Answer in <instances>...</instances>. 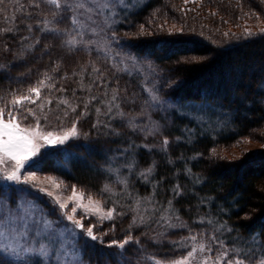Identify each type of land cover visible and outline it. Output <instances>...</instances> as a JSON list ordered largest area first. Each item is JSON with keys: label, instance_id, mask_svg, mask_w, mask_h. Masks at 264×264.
Wrapping results in <instances>:
<instances>
[{"label": "trees", "instance_id": "trees-1", "mask_svg": "<svg viewBox=\"0 0 264 264\" xmlns=\"http://www.w3.org/2000/svg\"><path fill=\"white\" fill-rule=\"evenodd\" d=\"M181 1L146 0L113 27L107 52L93 44L69 51L40 32L37 21L51 19V6L43 0L38 6L19 0L23 8L5 0L2 6L0 28L13 31L0 33V106L47 74L46 84L55 89L43 88L37 103L27 107L46 131L73 122L79 131L64 145L42 152L27 169L59 176L115 209L114 218L98 228L102 243L85 246L80 240L88 264H115L109 253L117 249L107 245L128 235L133 237L125 249L128 264H154L149 258L167 264L185 256L192 241L182 238L190 235L248 255L264 252V151L236 159L214 152L264 129V32L243 37L231 31L244 22L264 21V0H198L187 9ZM163 21L179 22L182 30L157 29ZM144 25H150V35L134 31ZM115 49L156 69L159 86L153 93L140 74L114 61ZM152 94L162 106L154 105ZM66 96L73 107L65 115L67 104L58 99ZM190 103L227 112L225 128L200 131L182 113ZM129 117L138 125L135 130ZM150 128L155 134H148ZM105 185L110 192L103 191Z\"/></svg>", "mask_w": 264, "mask_h": 264}, {"label": "snow or ice", "instance_id": "snow-or-ice-1", "mask_svg": "<svg viewBox=\"0 0 264 264\" xmlns=\"http://www.w3.org/2000/svg\"><path fill=\"white\" fill-rule=\"evenodd\" d=\"M43 2L51 6L49 9L51 19L45 18L43 21H37L38 30L59 39L61 46L67 47L71 51L78 46L87 49L89 44L95 43V41L85 39V31L96 32V29L91 27L88 22L95 23L94 14L102 15L105 10L111 12V6L114 3L123 4L124 0H43ZM187 2L188 0H185V3ZM16 3L19 8L24 7L19 3V0H16ZM29 3L38 6L37 0H29ZM4 4L5 0H0V13L6 11L2 7ZM4 19L15 20V16H5ZM61 24H64L65 27H60ZM28 28L31 31V25H28ZM12 31L11 27L0 28V33ZM169 31L171 32L172 29ZM245 31L251 35L249 30L245 29ZM143 32L144 27L141 26V33ZM261 32H264V29H261ZM38 42L37 38L36 43ZM129 59L135 62L134 57ZM50 79L51 77L45 74L44 80L28 87L24 94L13 93L7 104L0 106V180L37 188L39 192L52 199L53 204L56 205L53 212L58 209L60 215L56 220L50 219L52 213L45 212L44 208L39 206L35 200L28 201L21 197L18 202L12 205L5 198H0V264H83L81 238H83L85 246H93L90 241L102 243L103 240L102 236L95 233V225L90 224L85 227L83 217L77 218L78 210L84 214L97 216L100 222L114 218V208L105 211L101 201L94 200L91 195H88L85 203V193L78 192L75 185L72 186L71 195L67 200L62 201L61 196L54 195L47 188L39 186L42 182L38 181L35 173L22 175V170L35 162V158L41 155L42 149L64 145L79 135L76 122H73L71 127L62 129L61 133L45 131L39 118L36 117V111L27 107L28 104L37 103L43 88L52 87V85L46 84V81ZM151 99L155 106H162L163 101L155 94ZM46 102L50 103L47 100ZM62 103L67 104L68 101L64 100ZM39 107L43 109L44 105L40 104ZM118 115L124 117L127 114L120 112ZM30 116L36 118L35 123L25 124L24 121L28 120ZM128 123L133 130L138 127L132 117L128 118ZM140 130L145 131L143 128ZM156 131L155 128L147 129L148 134H155ZM167 143V138H165L163 144L167 145ZM145 172L150 173L151 168L146 169ZM141 174L144 175V173ZM46 180L56 189L61 187L62 182H57L53 177H47ZM17 190L26 191L25 189ZM103 191L110 192V186L105 185ZM176 192L179 194L178 187ZM69 203L73 205L70 212L66 211ZM65 220L70 223L65 224ZM77 230L80 231L77 232ZM182 240L193 242L191 250L185 256L168 261L167 264H193L198 252L212 251L205 243L197 242L195 235L182 238ZM131 242H133V237L128 235L121 241L112 240L107 245L109 248L117 249V251L109 253L115 264H128L125 249L126 245ZM173 243H179L181 247L184 246L182 242ZM34 257L35 259H33ZM149 259H152L154 264H162L161 261L154 258ZM246 261L247 264H264V252L257 258V261H252L251 257L242 258L240 253L229 259L228 251L225 250L219 253L215 260L211 256L202 257L199 264H246Z\"/></svg>", "mask_w": 264, "mask_h": 264}, {"label": "rangeland", "instance_id": "rangeland-1", "mask_svg": "<svg viewBox=\"0 0 264 264\" xmlns=\"http://www.w3.org/2000/svg\"><path fill=\"white\" fill-rule=\"evenodd\" d=\"M146 0H124L123 4L114 3L111 6V12L108 10H105V12L102 15H93V19L95 23H92L89 21L91 27H94L96 29L95 33L85 31L86 34L90 35V40L95 41V43H92L96 48H99L102 51H109L111 48L109 37L112 35V29L113 27L121 22L124 17H126L131 11L139 8L140 5H142ZM198 0H188L187 3H185V0L181 1V4L184 5L183 8L187 9L191 5H195V2ZM187 5V6H186ZM158 11V10H156ZM153 13V12H152ZM156 14H152L153 16H156ZM83 19V18H82ZM161 22V21H160ZM144 32H147L149 30L148 34L150 35V25H144ZM155 27L154 25L152 28ZM158 27L157 29L163 30L168 33L177 32L176 30L179 29L182 30V26L179 22H172V21H163L162 23L156 25ZM172 29L170 32L169 30ZM245 29L249 30L251 34H254V32L260 31L261 29H264V21L256 20L255 22H244L237 28H234L232 31L233 35H242L243 37H248L249 34L246 33ZM139 30L141 31V27H137L135 32ZM112 49V48H111ZM113 56L116 60H114L116 63L121 65L124 69L131 73L140 74L144 80L147 82L148 87L147 90H149L151 93L155 91V89L159 86V77L156 69H154L150 64L142 62L139 57H137L134 54H131L127 51H121V49H115L113 50ZM130 57L135 58V62H133ZM257 65V62H250V65ZM51 85V84H50ZM49 92L54 90L55 87H47ZM153 95V94H152ZM74 96V95H73ZM72 96V97H73ZM66 100H70V96L64 97ZM64 99H58L60 101H64ZM188 107L182 108V113L188 115L190 119L193 120L195 125H198L197 128H199L202 132H213L218 131L219 129L225 128L226 125V113L220 111L219 108H214L209 104L206 103H190L188 104ZM73 105L67 104V107H64L62 110L64 113L69 112L70 109H72ZM107 111H103V113H106ZM55 112H52V115H54ZM71 127V126H69ZM68 127V128H69ZM67 129V128H63ZM62 130V129H61ZM61 130H54L51 132L61 133ZM46 131V130H45ZM59 146V145H57ZM53 148V147H50ZM48 149H42L41 153L44 151L49 150ZM264 151V129L260 130H254L251 132V134L248 137H243L237 139L235 142L227 145L226 147H219L214 150L215 154L223 155L224 157H227L226 159H236L239 157H245L249 154L253 153H259ZM29 173H35L36 177L38 178V181L42 182L40 183V187L47 188L49 191L53 192L54 195L61 196L62 201H66L67 198L71 195L72 192V186L74 184H71L69 182L64 181L59 176H56L54 174L50 173H41V172H35L31 171L30 169H27V166L25 169L22 170V175H27ZM47 177H53L57 180V182H62L61 187L59 189L54 188L50 183L47 182ZM7 184L11 189L5 187L4 185ZM76 186V185H75ZM12 188H14V191H12ZM16 189V190H15ZM17 189H25L26 191H18ZM76 190L78 192L83 191L85 193L84 202H87L88 195H91L94 200L101 201L104 210L106 211L109 208H106L103 204V201L96 195L90 193L89 191H86L84 188L80 186H76ZM15 194L12 196V194ZM21 197L26 198L28 201L35 200L36 203L43 207L45 212L52 213V215L55 214V216L50 215V219L56 220L59 218V210L57 209L53 214V209L56 208V205L53 204L52 199L48 196H46L44 193H41L38 191L37 188L31 187L30 185L25 184H19L15 185L13 182H4L0 180V198H5L9 204L14 205L15 202H18ZM45 203V204H44ZM48 204L50 207L46 205ZM73 205L69 203L68 208L66 211H71V207ZM83 217V223L85 227L91 225H95V233L97 234L98 228L100 226V221L98 220L97 216L91 215V214H84L82 211L78 210L77 212V218ZM65 224L70 223L68 221H64ZM78 231V230H77ZM211 241L210 237H207V239L200 240L197 238V242H203L208 247L212 249L211 252H198L196 255V259L193 261V264H199V261L202 257L205 256H211L213 260H215V257L222 253L223 251H228V258L231 259L237 253L241 254V257L244 258L246 255L247 257H251L252 255H248L246 251L239 250L234 247H228L227 249L224 246H221L218 243H209ZM191 242V247H192ZM190 247V250H191ZM256 248V247H255ZM189 250V251H190ZM263 251V250H262ZM233 253V255H232ZM256 255L261 256L262 252L258 250ZM258 257V256H257ZM35 258V257H34ZM83 264H88L82 257ZM252 261H257V259H253ZM247 264V261H246Z\"/></svg>", "mask_w": 264, "mask_h": 264}]
</instances>
